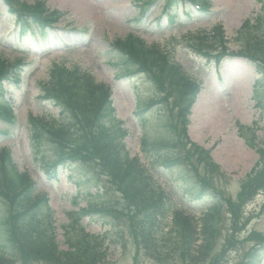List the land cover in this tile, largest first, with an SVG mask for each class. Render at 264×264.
I'll list each match as a JSON object with an SVG mask.
<instances>
[{
    "label": "rangeland",
    "instance_id": "obj_1",
    "mask_svg": "<svg viewBox=\"0 0 264 264\" xmlns=\"http://www.w3.org/2000/svg\"><path fill=\"white\" fill-rule=\"evenodd\" d=\"M148 1L13 0L17 10L21 9L23 2L31 5L40 2L50 12L63 13L54 21V30L34 39L32 36L21 38L12 12L6 11L7 5L0 0V55L10 62L20 60L22 63L18 65L20 79L15 77V80L2 83L6 99L11 102L8 104H12L13 121L4 118L0 121V131L8 130V133L0 134V150L9 148L18 171L30 174L37 182L38 192L48 194L61 249L68 248L63 228L68 222V212L77 205L86 207L87 194L92 193L90 198L94 202H90V210L83 216L82 224L91 233L108 234L109 255L101 264H236L244 257L242 255L239 259L243 248L244 253L264 248V188L255 198L240 199L242 180L261 160V148L264 150V114L253 99V85L260 76L259 68L263 67L248 57L234 54L243 49L242 42L250 37L248 31L242 35L240 31L246 19L259 12L260 4L257 0H207L210 11H213L209 17L201 13L200 19H188L181 12L180 15L185 17L180 16L181 22L170 26L167 20H162L165 16L162 11L164 0L152 5L147 4ZM215 27L223 28L225 39L221 48L225 51H209L204 39L189 36L192 31ZM130 33H135L147 44L160 43L169 51L171 60L202 82L190 115L188 134L183 135L182 126L175 125L176 119L173 120L170 108L160 103L149 107L158 99L157 90H162L159 95H164L172 83L168 78L164 82L166 75L158 78L159 65L140 75L129 72L125 76L126 73L118 69L119 55L111 45ZM226 53L232 56L225 57ZM221 58L217 66L215 61ZM63 62L66 66L80 67L98 82L111 87L116 114L124 120L129 132L125 141L130 154L137 155L146 165L160 187L172 198L174 208L197 221L213 201L220 199L216 237L206 261L183 262L179 249L170 261L155 259L146 250V243L142 244L141 239L134 236L127 201L122 193L111 186L107 175H103L93 161L76 166L75 160L72 162L69 158L71 151L68 149L58 154L49 140L42 138L39 145L34 143L35 139L29 135V117L58 116V109L50 99H44V95L50 75ZM9 76L14 77V74L10 72ZM166 100L170 105L173 95ZM143 135L156 157L154 168L150 156L143 152ZM248 139L252 140L251 143ZM193 142L209 149L213 161L220 165V172L199 165L198 173L193 170L190 175L195 162L186 165L185 152ZM173 153L176 154L173 161L178 157L179 161L169 164L165 156ZM63 157H68L67 163L61 160ZM50 163L61 164L58 178L51 177L47 171ZM199 177L208 180V190L202 188ZM100 186L104 188L102 195L98 194L99 190L95 191ZM101 202L106 207L99 205ZM1 204L0 218L4 213ZM236 211L242 224L234 227L231 224ZM42 212L46 214L47 211ZM171 215L164 222L163 233L171 229ZM3 234L0 225V241ZM238 237L246 239L244 246L235 247V243L231 246ZM175 238L179 240L177 236ZM185 240L180 237L181 245ZM226 240H230L227 242L229 249L221 258H215L226 247ZM195 244L188 242L186 248L192 252ZM260 264H264V256Z\"/></svg>",
    "mask_w": 264,
    "mask_h": 264
},
{
    "label": "trees",
    "instance_id": "obj_2",
    "mask_svg": "<svg viewBox=\"0 0 264 264\" xmlns=\"http://www.w3.org/2000/svg\"><path fill=\"white\" fill-rule=\"evenodd\" d=\"M5 1L10 3L11 0ZM259 2L262 4L260 11L255 17L247 19L241 33L239 32L242 35L244 31H248L250 37L242 42L243 49L234 54L248 57L249 60L260 63L263 67L259 68L261 77L255 83L254 93L264 111V0ZM178 6V0L168 1L167 7L174 12L172 17L177 15ZM10 11L16 13V18H25L26 23L21 26L23 27L21 38L33 29L40 30L45 35L47 24L56 21L58 15L61 16L59 11L49 13L40 2L34 5L23 2L20 10L11 3ZM31 18L35 24L32 23ZM218 29L190 35L204 39L209 51L218 52L220 49L225 51L221 48L223 33L221 29ZM117 42L126 53L117 51L119 55L117 61L123 62L126 70L130 71L137 66H143L148 71L159 65L161 72L158 78L166 75L164 82H167V78L172 82L165 95L167 98L171 94L174 95V109H171V114L173 120L176 119L175 125L182 126L184 135L190 108L200 87L181 67L170 66V64L165 66L163 58L151 49L153 47L145 46L135 36L128 35ZM151 52L155 53L151 56ZM257 58H260L263 63ZM20 62V60L10 62L0 55V90L3 80L10 77V72L15 77H20L18 75V65L22 64ZM261 90L263 94H260ZM45 91L44 99H50L53 106L60 109L61 114L58 118L47 117L49 121L41 117H37L35 121L31 119L32 137L35 138L36 145H39L42 138L49 140L58 154L63 152V145H65L71 150L72 159H76V166H83L85 162L93 161L97 169L103 175H107L111 186H115L122 193L130 212L133 234L137 240L141 239L142 244L146 243V250L155 259L161 262L170 261L179 249L183 262L206 261L216 237L215 224L219 221L222 204L220 199L209 206L198 223L190 215L174 208L170 196L140 163L138 157H130L125 149L123 140L127 136V130L116 118L108 86L97 82L86 72H82L75 66L58 67L50 75ZM164 100L167 102L165 97ZM0 115L7 121H13L10 105L1 100ZM247 141L251 143L252 140ZM147 142L144 136L142 149L147 157L150 156L151 166L154 168L156 157L152 155ZM260 154L261 160L242 180L243 187L240 195L242 198H253L264 188V150L262 148ZM185 155H187L186 165H189L190 161L195 162L190 175L193 170L198 173L199 165H203L209 171L220 172V166L213 162L209 152L197 144H192ZM173 156L176 154L166 155L165 161L176 164L179 157L173 161ZM199 178L202 188L208 190V180ZM100 188L103 190L98 194L102 195L104 188L101 186ZM88 196L92 197V194ZM0 202L4 206V213L0 218V225L4 232L0 241V264H101L109 255L108 234H92L82 225L83 216L89 212L87 210H90V199L87 201L86 209L79 208L69 212V222L63 226L68 249L59 247L53 226L52 211L48 208L46 214L42 212L43 205L48 206V198L36 192V183L28 174L18 171L8 150L0 151ZM99 205L106 207L104 202ZM170 213L172 214L171 229L163 233L164 222ZM46 219H48L47 222ZM237 224H242V221L237 217L236 211L232 225L236 227ZM175 236L178 237V241ZM180 237L186 239L182 245ZM245 240H240L238 237L236 242L231 240V246L234 243L235 247L244 246ZM188 242L196 243L192 252L186 248ZM262 247L247 253L243 252V248L239 252V259L242 255L244 257L236 264H260L264 256ZM183 248H186L185 251ZM221 255L220 251L215 258H221Z\"/></svg>",
    "mask_w": 264,
    "mask_h": 264
}]
</instances>
